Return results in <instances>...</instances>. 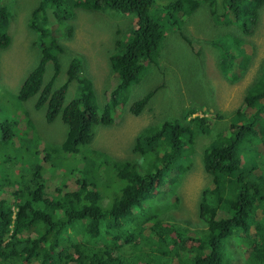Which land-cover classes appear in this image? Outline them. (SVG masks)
<instances>
[{"label":"trees","instance_id":"obj_1","mask_svg":"<svg viewBox=\"0 0 264 264\" xmlns=\"http://www.w3.org/2000/svg\"><path fill=\"white\" fill-rule=\"evenodd\" d=\"M201 6L210 8L216 22L227 21L246 31L258 24L264 0H42L36 7L30 27L38 35L41 59L23 83L17 103L22 106L35 99V108L45 110L46 121L60 118L67 132L55 151L50 145L41 149L33 144L21 121L9 119L1 124L0 196H11L13 203L0 199V264H230L229 256L241 249L246 264H264V213L259 210L264 209V65L245 93V109L233 113L230 135L218 134L202 156L211 183L199 206L205 228L164 225V210L154 203L188 169L187 147L194 138L188 124L166 120L146 128L134 146L142 163L111 165L106 156L89 148L95 128L111 124L116 108L127 105L131 86L139 83L145 70L143 60L153 62L159 57L166 27L181 22L176 15L190 16ZM105 8L137 21L116 42L110 64L118 85L101 107L91 79L81 73L85 65L81 56H74L66 81L54 87L66 50L57 35L61 29L49 24L48 9L63 22L77 10L103 12ZM155 8L168 12L164 23L152 18ZM9 18L8 9L0 6L2 50L12 43ZM226 37L232 45L225 50L222 69L227 76L236 75L233 65L245 68L247 51L236 34L229 32ZM50 62L55 74L45 83ZM72 86L79 93L66 103ZM151 94L133 104L135 115L146 108ZM25 116H29L27 110ZM198 121L202 126L207 123L204 118ZM26 124L32 125L31 120ZM51 179L57 180L56 185ZM148 210L149 214L141 213ZM136 221L146 224L156 238L147 244L155 247L145 250L138 243L141 233L128 229ZM73 228L80 231L81 240L68 245ZM136 246L143 252H136Z\"/></svg>","mask_w":264,"mask_h":264},{"label":"rangeland","instance_id":"obj_2","mask_svg":"<svg viewBox=\"0 0 264 264\" xmlns=\"http://www.w3.org/2000/svg\"><path fill=\"white\" fill-rule=\"evenodd\" d=\"M41 1L0 0V6H5L10 13L7 29L12 37L11 46L6 50L0 49V131L1 124L6 120L21 121L20 126L28 129L31 140L35 142L33 144H38L41 149L50 145L55 151H59L67 132L64 122L59 118L48 123L45 110L35 108V99L22 106L17 103L23 83L41 59L37 46L38 35L30 27L32 13ZM209 10L208 6H201L190 16H175L181 22L166 27L159 57L153 62L143 60L145 70L139 83L131 86L127 105L116 108L111 124L95 128L94 140L89 147L100 156H106L111 165L133 160L142 163L134 146L136 139L146 128L160 125L166 120L188 124L194 131L193 143L187 147L188 169L176 186L164 189L161 198L154 202L155 208L164 210L161 214L164 225H177L183 229L205 228V222L199 218V206L204 190L211 183L203 168L202 156L218 134L230 135L228 127L233 113L245 109V93L260 75L264 65V7L258 24L250 26L246 31H240L227 21L223 24L216 22ZM167 14V11L159 8L151 11L152 18L161 23L165 22ZM48 19L54 30L61 29L56 34L66 50L60 57L62 70L54 87H59L66 81V71L74 56H81L85 64L81 73L91 79L98 102L104 107L112 90L118 85V77L111 69L110 57L116 52V42L131 31L137 18L105 8L103 12L77 10L63 22H59L53 10L48 9ZM229 32L243 41L247 51V64L242 70L239 69V63L234 64L237 74L233 75L234 72H231L227 76L223 72L222 62L225 50L232 45V39L227 40L226 37ZM215 42L219 45H215ZM241 65L244 67L243 63ZM54 74V65L50 62L45 83ZM78 93V88L72 86L66 96V103ZM149 93H152V98L148 105L139 115H135L131 107ZM25 110L29 112L28 117L25 116ZM200 118L206 119L207 123L202 126L198 121ZM28 119L32 125L26 124ZM261 157L264 158V155ZM15 177L17 176L13 178ZM25 177L27 180L30 176ZM50 181L56 185L57 180ZM2 198L13 203V198L7 194L1 195L0 199ZM259 210L264 213V209ZM13 211L16 213L14 205ZM141 213L149 214L150 210ZM136 222L129 225L128 229L141 233L136 237L138 243L145 250L155 247V244H147V241L156 242V238L149 232L146 224ZM79 232L76 228L70 231L68 245L81 240ZM64 236L68 237V234L65 233ZM133 248L136 252H143L139 246ZM235 255L232 253L229 256L230 264H246L242 249L236 251Z\"/></svg>","mask_w":264,"mask_h":264}]
</instances>
